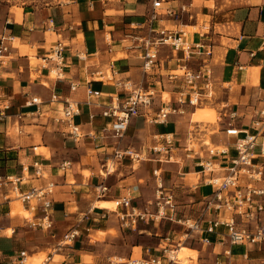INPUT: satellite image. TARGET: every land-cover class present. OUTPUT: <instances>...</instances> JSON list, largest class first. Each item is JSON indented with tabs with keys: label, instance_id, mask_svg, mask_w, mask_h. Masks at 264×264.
I'll list each match as a JSON object with an SVG mask.
<instances>
[{
	"label": "crops",
	"instance_id": "obj_1",
	"mask_svg": "<svg viewBox=\"0 0 264 264\" xmlns=\"http://www.w3.org/2000/svg\"><path fill=\"white\" fill-rule=\"evenodd\" d=\"M150 8L149 0H58L51 6L20 8V17L13 8H0V43L4 37V44L9 46L0 63V174L22 177L23 191L49 182L56 184L55 227L49 231L33 227L28 219L14 218L17 214L12 207L16 201L10 198L9 187L0 190V228L5 233L0 235V264H13L12 260L22 251L27 252L29 258L45 253L51 256L49 264H128L135 259L159 258L165 246L162 224L145 221L134 229H125L119 216L124 209L118 207L117 202L131 195L134 206H151L156 169L161 170L165 185L174 192L176 201L188 210L186 212L199 207L204 197L212 193L211 189V193L204 194L209 186L203 183V175L197 167L201 157L210 158V155L208 152L205 156L198 154L205 152L203 144L194 148V153L189 148L192 138L202 143L208 136V132H201L203 124L191 119L194 115L195 121L212 122L214 116L203 114L206 108L196 112L194 107H187L185 116L171 113L161 125L149 124L144 117L132 119L119 147L146 152L148 160L133 165L124 159L108 174L104 167L113 157L117 140L86 138L75 143L53 120L55 111L61 107V103L52 102L56 96L59 100L69 97L82 103V115L76 118V123L84 131L99 129L110 121L101 115L100 109L84 105L87 99L84 85L89 82L93 89L101 91L104 94L101 101L107 103V96L118 92L117 81L141 80L140 50L127 46L131 44L129 34L145 33V29L134 31L131 27L143 24ZM194 8L198 17L188 27H198L200 16L204 18L203 25L210 27L205 30L203 40L197 34L189 36L212 50L209 57H194L191 64L195 69L203 59L210 64L217 94L213 104L220 112V128L217 132L214 130L210 138L214 145L228 146L230 150L228 156L210 159L216 165L215 175L223 176L235 155L233 141L225 129L230 122L236 128L249 127L256 118L260 96L264 94V0H246L234 8ZM165 25L175 27L177 24L168 21ZM58 44L63 48L60 77L54 76L55 63L48 59L52 48ZM177 61L169 49L163 51L159 73L166 75L176 69ZM99 70L112 76V80L97 79L95 74ZM156 80L157 77H150V85ZM73 83L81 85L76 92L70 90ZM160 89L156 87L154 111L163 107L160 91L165 94L164 100L169 101L168 95L176 97L179 87L166 83L165 89ZM34 97L43 101L40 116L31 115L35 108L26 107V102ZM223 104L227 110L220 108ZM232 113L237 116L234 120L230 118ZM162 135L174 138L170 161H158V155L152 152L164 143ZM64 162L71 163L66 173L60 168ZM37 165L47 173L45 178L36 177ZM85 172H89V176ZM100 185L107 188L104 193L98 192ZM99 202L110 206L102 208ZM74 227L78 228L80 237L73 246L59 247L63 236ZM8 230H12V234L8 235ZM200 245L201 254L206 246L193 243V246ZM239 249L236 251V248L235 253L244 251ZM248 250L252 258L249 264H264V245ZM219 251L211 248L210 255L216 258ZM56 257L59 260H55ZM167 262L163 259V264Z\"/></svg>",
	"mask_w": 264,
	"mask_h": 264
},
{
	"label": "built area",
	"instance_id": "obj_2",
	"mask_svg": "<svg viewBox=\"0 0 264 264\" xmlns=\"http://www.w3.org/2000/svg\"><path fill=\"white\" fill-rule=\"evenodd\" d=\"M149 0L150 11L143 24L132 25V30L145 29V33L129 34L131 44L128 49L140 50V58L143 61L142 77L139 82L133 80L117 81L115 85L118 92L107 96L109 102H102L104 94L91 87L88 82L84 85L86 94V105L88 108L100 109L104 118L109 122L99 129L84 131L82 126L76 123V118L82 115V103L73 98L59 100L56 96L52 102L61 103V107L55 111L53 120L55 124L64 128L63 133L70 137L75 143L86 138L93 140H105L113 138L117 140V147L113 157L107 160L104 167L106 174L115 169L116 163L128 159L133 165L148 160L146 152H140L133 148H120V142L125 138L131 120L144 117L147 123L161 125L166 123L171 113H184L187 107H197L205 98L213 95L212 76L210 64L203 59L198 64V69L191 64L194 57H209L212 54L210 48L205 47L201 41L194 42L189 39L190 35L197 34L201 40L205 38V30L209 26H203L202 31L187 32L178 26L188 27L197 20L194 0ZM173 21L177 25L168 27L166 22ZM187 21V22H185ZM192 28V27H190ZM1 39L0 63L3 55L8 52L9 46ZM11 40V38H8ZM107 44L111 46L109 35ZM169 49L178 59V67L166 75L160 74V55ZM181 54V57H179ZM63 48L60 44L52 48L49 60L55 63V73L60 77L62 70ZM111 72V71H110ZM97 79L102 81L112 80V76L106 75L104 71H96ZM157 77L156 82L150 85L149 78ZM179 87L177 96L173 101H165L164 93L160 91L163 107L154 111L155 96L158 94L156 87L165 89V85ZM81 88L79 83L70 86L71 92ZM260 106L256 108V118L246 128H236L233 123H228L225 129L226 135L233 141L235 155L231 158V165L226 168L223 176H217L216 165L210 158L222 155H230L228 146L221 150H209L210 158L201 157L197 163L202 173L203 183L211 187L212 193L204 197L201 205L197 208L181 209L176 201L174 192L165 185L162 172L159 169L153 171L155 180L154 202L146 208L133 205L134 198L130 195L117 202L124 212L120 213V222L125 229H134L140 222L150 221L160 225L170 222L183 228L177 241L169 243L162 248V256L159 258L131 260L128 264H167L179 263L173 255L185 244L200 242L205 246L218 248L215 264H249L252 258L250 247H262L264 245V94L259 99ZM43 101L34 97L26 102L27 108H35L31 115L40 116L43 112L40 106ZM231 120L237 116L230 115ZM92 117V115H91ZM164 143L153 148L154 155L158 161H170L172 159L171 148L174 138L171 135H162ZM193 152V149H190ZM194 153V152H193ZM71 166L70 162H64L61 170L65 173ZM37 178H45L43 169L35 167ZM23 178L19 176H4L0 174V190L9 187L30 214L32 226L42 230H52L55 227L53 212V197L56 184L49 182L43 187L32 188L29 191L22 190ZM106 187L100 185L99 193H104ZM7 199H9L7 197ZM214 236V241L212 240ZM80 237L78 228L68 230L63 236L59 247L73 246ZM166 241H170L167 237ZM166 244V243H165ZM236 248H242L241 254L235 253ZM27 252L22 251L12 260L13 264H30ZM51 256H47L40 264H49Z\"/></svg>",
	"mask_w": 264,
	"mask_h": 264
},
{
	"label": "rangeland",
	"instance_id": "obj_3",
	"mask_svg": "<svg viewBox=\"0 0 264 264\" xmlns=\"http://www.w3.org/2000/svg\"><path fill=\"white\" fill-rule=\"evenodd\" d=\"M58 0H0V8H13V11H15L18 16L20 17L22 14V9L20 8H41V7H46V6H51L55 4ZM186 2V0L184 1ZM246 2V0H194V7L198 8H217V7H222V8H234L237 5H243ZM187 22V21H185ZM195 23V21L191 22ZM203 23H204V18L200 16L199 19V26L195 28H190V27H184L183 29L187 32L193 33L195 31H202L203 29ZM169 27V26H168ZM109 37V35H108ZM18 41L16 42V45H18ZM121 56H124L121 54ZM118 57H120L118 55ZM108 74L110 75V68H108ZM54 76L56 74L54 73ZM213 89V95L211 98H205L208 99L209 102L202 101L197 107H194L195 111L197 112V109L199 108H206L203 114L205 116H214V120L212 122H206V121H195L194 120V115L192 116V121L194 123H201L203 124L201 128V132L205 133L208 132V136L204 139L202 143H199L195 138H192L191 143L189 144V148L194 149L196 147L203 144L204 147H202V151L205 149V152H199L198 154L200 156H205L207 152L211 150H216V149H222V146H217L214 145L210 136L214 134V130L216 132L219 130V122H220V112L217 110L216 105H214V101L217 98V94L214 91V87L212 86ZM169 94V93H168ZM165 95V94H164ZM169 101L175 100L176 97H173V95L169 94ZM164 99V96H163ZM161 100V99H160ZM168 101V100H167ZM220 107V106H219ZM227 110V106L225 104L222 105V107ZM214 111H213V110ZM180 116H185V113L180 114ZM45 176H47V173L44 172ZM86 175L89 176V172H85ZM211 193V188H205L204 189V194H209ZM10 198L12 200H15L16 203L13 205L12 209H14V214H17L14 218H20V219H28L30 220V214L26 211L25 207L23 206V203L16 199L15 195L11 193ZM183 207H181L182 209ZM115 209V208H113ZM181 232H183V228L180 227L179 225L170 223V222H165L164 225L162 223V229H161V234L162 238L164 239V245H168L169 243H173L177 241L180 237ZM5 234L3 231H1L0 228V235ZM7 234H12V230H8ZM169 237L170 241H166L165 239ZM166 243V244H165ZM185 247L189 249L195 248V253L190 254L189 260L185 264H215V259L211 253V248L206 246L205 251L203 253H199V249H201L200 246H193V243L190 244H185ZM182 246V247H184ZM240 249L237 248L236 251H239ZM197 251V252H196ZM162 255V253H161ZM172 256V255H171ZM47 257V254L41 253L39 255L33 256L29 259L30 264H40V262ZM55 260H59V257H56ZM200 261H203L200 263ZM123 262H126V260H123ZM180 264V263H176Z\"/></svg>",
	"mask_w": 264,
	"mask_h": 264
},
{
	"label": "bare ground",
	"instance_id": "obj_4",
	"mask_svg": "<svg viewBox=\"0 0 264 264\" xmlns=\"http://www.w3.org/2000/svg\"><path fill=\"white\" fill-rule=\"evenodd\" d=\"M98 206L104 208V207H109L110 205L105 202H99ZM192 253H195L194 250L189 249L184 246V247L179 248L172 256L180 264H185L189 260L190 254Z\"/></svg>",
	"mask_w": 264,
	"mask_h": 264
},
{
	"label": "trees",
	"instance_id": "obj_5",
	"mask_svg": "<svg viewBox=\"0 0 264 264\" xmlns=\"http://www.w3.org/2000/svg\"><path fill=\"white\" fill-rule=\"evenodd\" d=\"M3 175V174H2ZM4 176H6V175H4Z\"/></svg>",
	"mask_w": 264,
	"mask_h": 264
}]
</instances>
